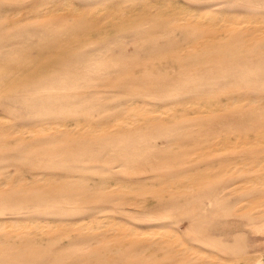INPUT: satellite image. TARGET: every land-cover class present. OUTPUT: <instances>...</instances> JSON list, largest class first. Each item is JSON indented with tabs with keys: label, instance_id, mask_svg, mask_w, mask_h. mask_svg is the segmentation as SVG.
<instances>
[{
	"label": "rangeland",
	"instance_id": "rangeland-1",
	"mask_svg": "<svg viewBox=\"0 0 264 264\" xmlns=\"http://www.w3.org/2000/svg\"><path fill=\"white\" fill-rule=\"evenodd\" d=\"M154 3L161 8L156 9ZM166 5L169 6L165 8ZM49 8L67 25L75 21L83 23L86 19L99 25L111 19L124 24L126 19L133 18L132 24H122L118 32L102 34L101 37H106L103 42L97 41L98 32L94 31L91 34L94 38L85 42L80 52L94 58L105 51L131 54L134 61L145 62L147 69L152 70L163 69L168 60L166 50L173 45L175 38H183L181 42L188 45L195 40L190 39L193 36L187 39L178 32L174 33L177 35H165L163 28L148 35L135 29L137 25L147 28L152 18L173 17L180 23L187 22V19L191 22L194 18L199 21L215 14L218 15L213 20L215 27L241 31L248 42L253 33L264 30V9L259 6L240 9L234 6V0H0V16H7L9 21L17 20L3 31L5 37H0V58L19 55L25 50H31L33 54L38 52L32 45L48 32L40 26L42 18L32 15ZM170 12L173 14L167 16ZM201 26L211 28L205 20ZM197 27L200 28L198 31L202 28ZM77 30L81 36L85 34L80 26ZM197 36L202 37L199 33ZM151 42L155 44H149ZM155 51L161 52L153 55ZM101 67L106 72L107 68ZM135 69H138L135 70L137 73L141 72V68ZM66 70L67 73L52 75L51 78L55 79L52 85H48L50 80H47L41 83L43 86L20 88L14 93L0 87L1 139L8 143L14 138L23 141L34 136L44 139L54 133L53 128L64 129L75 121L79 122L77 128L81 130L99 120L104 122L103 126L114 129L121 123L140 120L146 115L162 116L182 109L185 117L179 116L173 125L164 123L165 130L169 125L173 128L165 133V137L146 141L161 145L170 141L172 152L186 153V156L181 162L169 166L159 164L155 159L156 166L150 168L142 151L136 150L139 148L129 153L119 147L95 146L83 154H54L48 163L15 160L14 153L2 150L0 181L5 183V188H18L20 183H27L32 174L39 179L42 174L50 173L56 177L63 175L65 181L78 178L86 186L97 188L104 181L109 188L129 191H120L121 197L112 196L109 201L88 204L35 201L18 195V199L0 202V232L21 234L24 228L35 229L38 234L52 239L54 247L68 255L88 248L99 252L112 248L128 253L142 251L147 237L167 236L169 248L176 250L178 256L160 264H202L217 258L221 264H264V148L255 149L256 139L251 130L264 129V117L256 114L264 111V104L259 100L248 103L246 98L236 100L238 106L247 108L251 104L258 109L251 114L253 116L229 119L220 136L208 139L205 138L208 134L200 130L202 120L199 118L202 114L205 119L209 117L205 111L216 101L226 102L231 91L249 96L264 95V54L249 56L241 62L234 60L226 67H204L183 75L180 82L160 88L143 83L108 88L98 78L97 71H81L78 64H71ZM174 70H169L172 76L176 75ZM92 92L98 97H91ZM237 97L244 98L243 95ZM179 98L188 99L179 103ZM197 108L201 111L196 114L195 128L191 116L195 115L193 110ZM180 126L188 128L187 136L178 137ZM130 154H133L131 158ZM196 170L198 174L216 179L215 175L223 177L226 174L227 179L204 181L210 183V187H206L199 197L200 190L197 189L201 183L189 180L190 174ZM229 176L232 181L228 180ZM141 178L146 181H135ZM224 186L226 190L218 192ZM214 189L218 190L212 195L207 192ZM187 190L190 193H183ZM170 192L179 193L173 204H167ZM159 199L166 204H159ZM136 240L135 249L130 243ZM150 250L149 256L163 255L155 247ZM110 259L117 264L121 261L113 254L108 256ZM0 264L6 262L0 261Z\"/></svg>",
	"mask_w": 264,
	"mask_h": 264
},
{
	"label": "bare ground",
	"instance_id": "bare-ground-1",
	"mask_svg": "<svg viewBox=\"0 0 264 264\" xmlns=\"http://www.w3.org/2000/svg\"><path fill=\"white\" fill-rule=\"evenodd\" d=\"M160 6L161 5L158 3H154L156 9H160ZM168 6L169 5H166L165 8ZM170 6L179 9L176 5ZM172 14L173 12H170L167 16H171ZM32 16L42 18L40 20V26L47 30L48 35H45L32 45V47L38 51L35 54L31 53V50H25L19 55H4L0 58V87L5 91L8 90L9 93H14L20 88H31L37 85L43 86L41 83L47 80H50V84L48 85H52V83L55 82V79L51 78L52 75L61 72L67 73L66 69L71 64L80 65L81 71H97L100 74L98 78L105 84L104 87L122 88L132 83H143L160 88L171 83L180 82L183 75L192 72L195 73L197 70H203L204 67H226L231 62H234V60L236 62H241L249 56L264 54V30L253 33L250 42H248L245 38V34L241 31H236L235 29H230L225 26H220L219 28L215 27L213 20L218 16L215 14L208 18L203 17L204 19L199 21L194 18L191 22H189L190 19H187V22L184 21L180 23L175 21L173 17H168L167 19L149 18L151 20L148 21L149 26L147 28L142 29L139 25L135 28L138 29L139 33L142 35H148L154 31H161L159 28H163V33L165 35L178 32L182 36H186L187 39L191 36H193V38L190 39H195L188 45L185 42H181L183 38H175L173 45L166 50V53H168V60L167 63H164L163 69L152 70L147 69V63L134 61L131 54L105 51L102 52V55L99 57L94 58L92 56L89 57L86 52H80L85 42H88L90 38H94L93 35L91 37L94 31L98 32L97 37H95L97 41L103 42L106 37H101L102 34L118 32L127 22L128 24H132L134 19L131 17L126 19L127 21H124V24L123 21L111 19L110 21L104 22L103 25H99L93 23L90 19H86L83 23L75 21L67 25L60 16L53 14L50 8L45 12L35 13ZM204 20L211 28H204L201 26ZM10 23H17V20L12 19V21H9L7 16H0V37H5L3 31L8 29L6 27L9 26ZM133 25H135V23ZM79 26L81 27V31H85L83 36H81L80 31L77 30ZM197 26L202 27L200 31H198L200 28ZM197 33L201 34L202 37H198ZM69 44H71V46H68ZM149 44L154 45L155 43L151 42ZM160 52L161 51H155L153 55L159 54ZM101 66L107 68L106 72L103 71V67ZM135 68H141V72L137 73L135 70L138 69ZM170 69H175V76L170 74ZM73 74L74 73L71 72V75ZM230 93L231 94L226 97V102L216 101L209 110L205 111V113L207 112L206 115L209 117L205 119V117L202 116L205 114L200 115L199 118L202 120L200 125L202 128L199 129L204 130L205 135L208 134L205 137L206 139L216 135L220 136L225 125L229 123L227 122L229 119L232 118L236 120V117L240 119L244 115L250 116L258 109V106H253L251 104L247 108L238 106L236 100H243L246 98L248 103L259 100L264 104L263 94L249 96L245 93H234L233 91ZM239 95H243L244 98H238L237 96ZM91 97L98 96L92 92ZM193 97L197 98V96ZM187 99L188 98H179L177 102L182 103ZM200 111L199 108L194 109L193 112L196 113L191 116V120L195 121V128H197L196 114L197 112L200 113ZM256 114H258V117H264V111ZM179 116H186L182 109L172 114L168 113L162 116L146 115L145 118L140 120L130 121L129 123L125 122V124L121 123V125L114 127V129H110L112 127L103 126L104 122L99 120L98 123H90L84 130H81L77 128L79 122L75 121V124L70 127L66 126L64 129H59L60 127L53 128L52 130L54 133L45 136L44 139L35 136L29 139L27 138V140L24 141L14 138L11 143H8L0 137V151L6 150L14 153L15 160L31 163L47 161L48 163L52 161L51 156L54 154L60 156H67L75 153L83 154L89 152L95 146H108L109 148L119 147L121 149L123 148L122 151H129V153L139 148L136 150H141L142 155H145L144 159L150 163L147 167H155V159L158 160L159 164L169 166L173 163L181 162L186 156V153L177 154L172 152L170 150V141L165 143V145H161L162 143L159 144L153 141L150 143L149 140H146L165 137V133L171 131L173 128H169V125L168 129L165 130L167 126H165L164 123L171 122V125H173L172 122L176 123ZM86 119L91 120L90 117ZM0 120H2V118H0ZM225 122L227 123L225 124ZM251 130L254 132L253 136L256 139L255 144L257 145H255V149L264 148V136L262 135L264 129L259 128L256 130V128H251ZM177 132L179 133L178 137L181 138L189 134L186 126L178 127ZM2 133L1 131L0 134ZM20 144H23V146L19 147ZM132 156L133 154H130L129 158ZM0 160L3 159L0 157ZM128 160L129 159L126 158V161ZM62 176L63 175L56 177L50 173H44L38 179V177L32 174L27 183H20L18 188L13 187L11 189L5 188V183L0 181V202L18 199V195H24L26 198L35 201L54 200L53 202L56 203L81 202L88 204L92 201H109L112 196L117 197L118 195L121 197L122 193L129 191V189L124 190L119 187L109 188V185L104 181L100 182L97 188L89 185L86 186L82 183L83 180L70 178V180L65 181L62 180ZM215 176L217 179L211 178L210 175L204 173L198 174L197 170L190 174L189 180L191 182H196L198 184L203 183V185H198L199 187L197 190H200L199 197L205 192L204 190H207L206 187H210L208 186L210 183L204 181H213L214 179H216V181H221L224 178L227 179L226 174L223 175V177ZM148 179L150 178H147V180ZM232 179L233 178L229 176L228 180L232 181ZM135 181L141 182L146 181V179L141 178ZM225 188L226 186L222 187L220 190L214 189L207 192L212 195L217 192V190L218 192H223ZM156 193L158 194V192ZM183 193L190 192L187 190ZM178 195L179 193L174 194L170 192L167 204L175 203V199H177L176 196ZM161 200L162 199H159V201L156 200L155 202L158 201V203L162 205L166 204L165 202L162 203ZM166 237H147L143 242L144 248L142 251L136 250L135 252L131 251V253H128L112 248L99 252L92 248H88L68 255L63 254L59 247H54L55 243H53L52 239L38 234L35 229L29 230L24 228L21 234H4L0 232V261H5L6 264H117L116 261L113 263L112 259L108 260V256L113 254L121 259L118 264H160V262L166 259H172L178 256L176 250L174 251V249L169 248V239ZM137 243L138 241L136 240L131 242L130 245L135 247ZM152 247L159 249V251L163 252V255L149 256L148 253H150ZM218 261L219 258H217V260L210 259L204 261L202 264H221V262Z\"/></svg>",
	"mask_w": 264,
	"mask_h": 264
},
{
	"label": "snow or ice",
	"instance_id": "snow-or-ice-1",
	"mask_svg": "<svg viewBox=\"0 0 264 264\" xmlns=\"http://www.w3.org/2000/svg\"><path fill=\"white\" fill-rule=\"evenodd\" d=\"M234 6L240 9L255 8L259 6L264 9V0H259V4H257V0H234Z\"/></svg>",
	"mask_w": 264,
	"mask_h": 264
}]
</instances>
